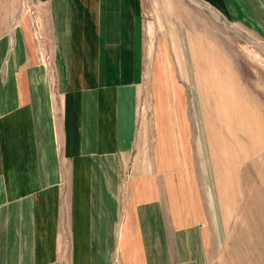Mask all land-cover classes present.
Listing matches in <instances>:
<instances>
[{
    "label": "crops",
    "instance_id": "crops-1",
    "mask_svg": "<svg viewBox=\"0 0 264 264\" xmlns=\"http://www.w3.org/2000/svg\"><path fill=\"white\" fill-rule=\"evenodd\" d=\"M203 1L229 20L264 2ZM38 2L0 37V264H264V179L250 207L240 174L135 156L145 0Z\"/></svg>",
    "mask_w": 264,
    "mask_h": 264
},
{
    "label": "rangeland",
    "instance_id": "rangeland-1",
    "mask_svg": "<svg viewBox=\"0 0 264 264\" xmlns=\"http://www.w3.org/2000/svg\"><path fill=\"white\" fill-rule=\"evenodd\" d=\"M145 2L149 36L135 156L144 169L189 172L198 185L199 173L224 188L226 173L249 172L236 183L256 205L264 179V2L259 19L241 20L203 0ZM40 11L38 0H0V37L22 24L33 31ZM162 153L170 161L164 167L156 163Z\"/></svg>",
    "mask_w": 264,
    "mask_h": 264
}]
</instances>
